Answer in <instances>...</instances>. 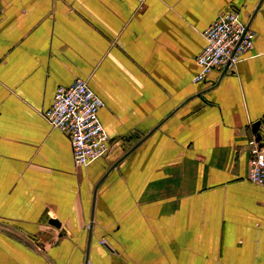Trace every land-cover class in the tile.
Masks as SVG:
<instances>
[{"label":"crops","instance_id":"0c3cea01","mask_svg":"<svg viewBox=\"0 0 264 264\" xmlns=\"http://www.w3.org/2000/svg\"><path fill=\"white\" fill-rule=\"evenodd\" d=\"M230 7L253 45L196 82ZM76 78L109 139L79 167L42 116ZM257 121L264 0H0V264H264Z\"/></svg>","mask_w":264,"mask_h":264},{"label":"built area","instance_id":"2783aa9c","mask_svg":"<svg viewBox=\"0 0 264 264\" xmlns=\"http://www.w3.org/2000/svg\"><path fill=\"white\" fill-rule=\"evenodd\" d=\"M203 37L205 45L195 58L199 66L196 82L205 81L214 70L235 66L252 47L255 32L241 20L240 8L230 7L219 13L203 31ZM102 106L103 101L86 80L76 78L67 86H58L51 106L42 112L49 125L68 138L76 167L87 165L108 150V135L98 118ZM249 146L248 180L264 187V148L256 138L249 141Z\"/></svg>","mask_w":264,"mask_h":264},{"label":"water","instance_id":"95a60500","mask_svg":"<svg viewBox=\"0 0 264 264\" xmlns=\"http://www.w3.org/2000/svg\"><path fill=\"white\" fill-rule=\"evenodd\" d=\"M259 126H260V122L257 121V122L254 123V125L252 127L253 132L256 133V137H255L256 140H260L261 139V134L259 132ZM49 223L54 225V226H56V227H59V225H60L59 221L56 220V219H49Z\"/></svg>","mask_w":264,"mask_h":264}]
</instances>
